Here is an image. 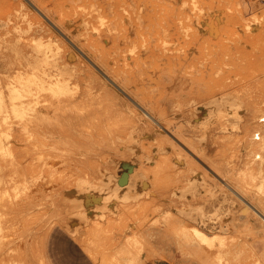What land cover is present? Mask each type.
Here are the masks:
<instances>
[{"label": "rangeland", "instance_id": "obj_1", "mask_svg": "<svg viewBox=\"0 0 264 264\" xmlns=\"http://www.w3.org/2000/svg\"><path fill=\"white\" fill-rule=\"evenodd\" d=\"M13 1L0 0V38L5 37L6 46L27 44L35 39L33 42L37 50L34 61H17L14 55H7L15 52L12 47L0 48V119L7 116L9 120L0 124V212L5 215L0 264H102L84 248L83 236L94 240L100 258L106 264H118L117 259L124 264H167L165 259L170 252L198 264H206L187 252L176 233V228L192 225L178 213L180 206L190 204V201L180 199L183 191L179 193L178 188L185 185L186 176L183 172L179 175V172L184 170L186 174L187 167L191 168L193 162V167L200 165L199 172L207 174L205 179L213 181L207 180L216 186L215 200L208 204L209 210L213 211L211 219L209 214L207 217L211 224L205 223L200 227L209 234H222L228 242L225 248L202 245L205 251L212 257L223 256L224 261H217L216 264H264V253L255 255L253 251L254 244L264 243V220L260 217L261 212L264 216V192L261 190L264 185V110L261 111L264 109V0ZM24 13H27V18ZM25 18L29 20L26 22ZM4 21L10 26L17 22L20 29H8ZM64 24L70 28L69 34L64 32ZM38 26H44V30ZM37 29H40L38 33ZM58 45L71 48L77 56L67 63L71 70L78 72L80 79L84 76L95 79L97 87L102 80L129 99L111 81V77L116 82L124 79L125 83L137 88L141 97L160 101L162 105L157 110V116L165 131L149 120L154 123L152 131L149 128L138 135L139 140H133L140 142L141 146L135 143V150L124 149L125 139H117L112 133L129 126L128 110L125 112L127 116L118 112L108 120L103 109L106 101L96 97L83 104L81 111L74 112L85 116L83 124L75 127L80 131L73 129L79 134L84 128L86 131L82 137L76 133L78 137H71L73 140L69 137L61 141L56 128L37 124L26 127L19 115L22 107L18 103L13 105L12 100H22L23 103L37 100L36 91L28 90V85L35 82L41 84L49 78L44 72L54 69L49 54ZM32 67L39 69L40 74L36 77L39 81L28 80L34 77ZM179 76L182 81H177ZM12 86L21 92L17 98L10 95ZM195 89L196 92L192 93ZM231 93L235 95L237 109H220L213 103L216 98ZM189 100L197 101L188 105ZM166 102L167 108L163 106ZM177 103L181 104V109L174 107ZM130 104L134 103L130 101ZM257 108L262 109L255 111ZM199 112H202L201 117ZM222 114L227 116V119H222L225 122L220 119ZM165 122L169 125L166 126ZM179 131L184 132L179 134ZM199 132L200 136L197 135ZM163 133L170 142L160 137ZM86 134L89 138L85 137ZM158 146L162 149L159 152L156 151ZM204 147L205 152L201 151L205 150ZM141 150L145 153H140ZM161 166L164 171L160 170ZM136 169L148 176L145 191L137 201L117 203L115 213L105 208L100 211L103 216L92 215L90 211L87 219L79 217L81 212L91 208L86 202L91 194V182L98 184L110 178L128 189V178L131 179V172ZM177 174L184 177L180 178ZM87 178L91 180L89 186L78 191L77 180ZM203 188L196 191L202 192ZM208 207L207 212L210 213ZM222 207L225 211L221 210ZM95 219H99L102 225H94ZM31 220L35 222L31 223ZM76 229L80 235H75L84 247L74 237ZM165 232L168 235L166 241ZM148 234L155 235V241H149ZM132 235L142 236L144 247L136 251V257L121 255V246ZM190 243L201 245L195 236Z\"/></svg>", "mask_w": 264, "mask_h": 264}, {"label": "bare ground", "instance_id": "obj_2", "mask_svg": "<svg viewBox=\"0 0 264 264\" xmlns=\"http://www.w3.org/2000/svg\"><path fill=\"white\" fill-rule=\"evenodd\" d=\"M13 1V0H12ZM169 1V0H168ZM2 2V1H1ZM14 2V1H13ZM25 2V1H24ZM29 2V0H28ZM37 2V1H36ZM40 2V0H39ZM143 2V1H142ZM165 2V1H164ZM177 2V1H175ZM196 2V1H195ZM31 3V2H29ZM161 3V2H160ZM249 3V2H248ZM3 4V3H1ZM38 4V2H37ZM136 4V3H135ZM176 4V3H174ZM179 4V3H177ZM176 4V5H177ZM181 4V3H180ZM192 4V3H191ZM41 6V4H40ZM145 6V4H144ZM178 6V5H177ZM35 7V6H34ZM42 7V6H41ZM172 7V6H171ZM2 8V7H1ZM22 8V6L20 7ZM133 8V11H134V7ZM136 8V7H135ZM215 8V7H214ZM28 9V8H27ZM176 9V8H175ZM205 9V8H204ZM203 9V11H204ZM208 9V8H207ZM15 10V9H14ZM39 10V9H37ZM47 10V8H46ZM153 10V9H152ZM210 10V9H208ZM149 11V10H148ZM154 11V10H153ZM202 12V9L200 10ZM258 11V10H257ZM10 12V11H9ZM12 12V11H11ZM15 12V11H14ZM136 12V11H135ZM219 12V11H218ZM39 13V12H38ZM41 15H44L42 12H40ZM47 13L49 14V11L47 10ZM143 13V12H142ZM141 13V14H142ZM5 14V13H4ZM27 13H24V17L27 18L26 16ZM206 14V12L204 13ZM220 14V13H219ZM253 14V13H252ZM6 15V14H5ZM52 15V14H51ZM50 15V17H51ZM3 16V15H2ZM40 16V15H39ZM142 16V15H141ZM23 17V18H24ZM46 17V16H45ZM44 17V18H45ZM158 17V16H157ZM220 17V16H218ZM4 18V17H3ZM8 18V16H7ZM26 20V22L29 20ZM55 18V17H54ZM207 18V17H206ZM215 18V17H214ZM217 18V17H216ZM223 18V17H222ZM5 19V18H4ZM9 19V18H8ZM48 19V17L46 18ZM57 19V18H56ZM212 19V18H211ZM220 19V18H219ZM24 20V21H25ZM8 21V20H7ZM7 21H4V23L7 24ZM44 21V20H43ZM145 21V20H144ZM222 21V20H221ZM23 22V21H22ZM57 22V21H56ZM199 22V21H198ZM205 22V20H204ZM208 22V20H207ZM218 22V21H217ZM220 22V21H219ZM218 22V23H219ZM29 23V22H28ZM26 23V25L28 24ZM38 23V22H36ZM46 23V22H45ZM48 23V22H47ZM46 23V24H47ZM52 23V22H50ZM143 23V21H142ZM221 24V22L219 23ZM258 24V23H257ZM5 25V24H4ZM8 26V29H12L13 31L14 30H19L20 29V24L15 22L13 25L8 23L7 24ZM23 25V24H22ZM30 25V24H29ZM28 25V26H29ZM36 25V24H35ZM39 25V23H38ZM52 25H54L52 23ZM140 25V24H139ZM27 26V27H28ZM49 26V24H48ZM47 26V27H48ZM56 26V25H55ZM64 32H70V28L64 24ZM209 26V25H208ZM7 27H4L5 29H7ZM30 27V26H29ZM28 27V29H29ZM32 27V26H31ZM37 27V25H36ZM39 27V26H38ZM53 27V26H52ZM134 27V26H133ZM132 27V28H133ZM210 27V26H209ZM214 27V26H213ZM247 27V26H246ZM250 27V26H248ZM3 28V27H2ZM3 28V29H4ZM24 28V27H23ZM39 28H44L43 27H39ZM51 28V27H50ZM131 28V29H132ZM27 29V31H28ZM56 29H57V26H56ZM136 29V28H135ZM134 29V30H135ZM209 29V28H208ZM211 29V28H210ZM254 29V28H253ZM38 30V29H37ZM40 30V29H39ZM36 31L37 33L39 32ZM44 30V29H43ZM59 30V28H58ZM204 30V29H203ZM216 30V29H215ZM31 31V29H30ZM29 31V32H30ZM133 31V30H131ZM182 31V30H181ZM185 31V30H184ZM209 31V30H208ZM207 31V32H208ZM41 32V31H40ZM56 32V31H55ZM61 32V31H60ZM216 33V31H215ZM58 34V33H57ZM62 34V33H61ZM69 34V33H68ZM219 34V33H218ZM76 36V33L74 34ZM135 35V34H134ZM217 35V34H216ZM165 36V35H164ZM65 37V35H64ZM216 38V36H214ZM62 38V37H61ZM132 38V37H131ZM130 38V39H131ZM169 39V38H168ZM35 39H31L29 41V43L27 44H13L12 46H6V40H5V37H1L0 38V48L4 46V48H7V47H12L15 52L12 54L10 53H7L8 57H10L11 55H14L16 57V59H18L17 61H34V57H35V52L37 50V45H35V43L33 42ZM144 41V40H143ZM63 42V41H62ZM133 42V41H132ZM48 43V42H47ZM68 43V42H66ZM176 44V43H175ZM51 45V44H50ZM70 45V44H69ZM135 45V44H134ZM56 46V45H55ZM172 47V46H170ZM78 48V46L76 47ZM26 50V51H25ZM40 51V50H39ZM81 51V50H80ZM194 51V50H193ZM171 52V51H170ZM85 53V52H84ZM172 53V52H171ZM121 56V55H120ZM119 56V57H120ZM165 56V55H164ZM79 57V56H78ZM49 58L51 61H53V65H54V69L53 70H49L48 72L45 71L44 74L48 75L49 78L48 79H45L42 81L41 84H38L37 82H35L34 84H29L28 86V90H35L36 92L34 94H36V97H37V100L33 101V102H25L23 103V101L21 100L20 102H16V100H12V104L15 105L18 103V105H20L22 107V111L20 112L21 114V121L24 123V125L26 127H30L32 125H42L43 126H48V127H52V128H56L58 133V137L60 138V140L62 141L63 139H67L70 137H73V139L75 138L74 136L76 135L77 136V132L80 131L78 130L77 131V127L76 126H79L80 124H83L84 122V119H85V116L83 115H77V113H74L75 111H81L82 110V105L83 104H86L87 102L90 101V99L92 98H99L101 100H104L106 101L105 104H103V109L104 110V113H105V116L106 118L109 120L110 118H113V115H116L118 112H122V113H125L127 110V112H129L127 118L129 120V126L127 127H122L120 129H118L116 132H113L112 133V136L113 137H116L117 139H125V141L123 142V144L125 143V148L124 149H128V150H135V143L133 140L136 139L137 137L139 138V134L141 133H144L145 131L149 130L150 128V131H152V129L154 128V126L151 124L150 121H154L155 122V126L156 124L158 125V127L160 126L161 128V131H165L164 127H163V124L161 122V120L159 119V116H157V110H160L161 109V105L162 103L159 101V102H156L154 100H151L145 96H142L141 97V94L137 91V88H135V86H131L129 85V83H125V80H121L120 82H116V79L112 78L111 77V81L116 84V86H118L119 89L122 90V92L127 96L129 97L130 101H132L134 104H130V101L128 98H125V96H121L117 90H114L111 85L107 84L106 82L102 81V80H99V87L96 86V83H95V79H87L86 77L87 76H84V77H79L78 72L76 73L75 70H71L69 68V65L67 63V61L71 60L72 58H77V56L75 55V53L71 50V48H68V47H65V46H60L58 45V47L53 50L50 54H49ZM79 59V58H78ZM165 59V58H164ZM80 60V59H79ZM122 60V59H121ZM131 60V59H130ZM140 60V59H139ZM12 61V60H11ZM49 61V60H48ZM141 61V60H140ZM83 62V61H82ZM21 64L23 62H20ZM71 63V62H70ZM144 63V62H143ZM79 64V63H78ZM82 64V63H81ZM94 64V63H93ZM26 65H29V64H26ZM114 65V64H113ZM145 65V64H144ZM143 67H146L147 66H144ZM31 66V65H30ZM80 66V65H79ZM87 66V65H86ZM132 66V65H131ZM150 66V65H149ZM148 66V67H149ZM114 67V66H113ZM137 67V66H135ZM90 68V67H89ZM139 68V67H138ZM166 68V67H165ZM87 69V68H86ZM143 70V69H141ZM140 70V71H141ZM44 71V70H43ZM85 71V70H84ZM164 71V70H163ZM193 71V70H192ZM139 72V71H138ZM166 73H168L166 70H165ZM85 73V72H84ZM142 73V72H140ZM181 73V72H180ZM32 74H33V78H28V80H34V81H39L38 78H36L39 74H40V71L38 68H34L32 67ZM170 74V73H168ZM153 75V74H152ZM174 74H172L173 76ZM110 76V75H109ZM139 77V76H138ZM148 78V77H147ZM180 76L178 77L177 81L181 80ZM110 79V78H109ZM174 79V78H173ZM184 79V78H183ZM86 81V83H84ZM182 81V80H181ZM131 82V81H130ZM163 83H165V80H162ZM185 82V81H183ZM187 82V81H186ZM180 84V82H179ZM185 84V83H184ZM183 84V85H184ZM188 84V83H186ZM35 85V86H33ZM175 85V83H174ZM174 88H176V86H174ZM84 86V87H83ZM139 86V85H138ZM178 86V85H177ZM187 86V85H186ZM36 87V88H35ZM181 87V86H180ZM168 88V87H167ZM173 88V89H174ZM196 88V87H195ZM171 89V88H170ZM185 89V88H184ZM10 90H11V93L10 95L17 98L18 96L17 95H21L18 91V89H16L14 86L10 87ZM177 90V89H176ZM239 90V89H238ZM241 90V88H240ZM153 91V90H152ZM243 91V90H242ZM38 92V93H37ZM159 92V91H158ZM196 92V89L195 91H193L192 93H195ZM234 92V91H233ZM237 92V91H236ZM235 92V93H236ZM123 94V95H124ZM238 94V93H237ZM195 95V94H194ZM251 96V95H250ZM20 97V96H19ZM237 98V96H236ZM240 100V98H239ZM197 101V100H196ZM196 101H192V100H189V103H187L188 105H190L192 102H196ZM212 101V100H211ZM236 100H235V95H233L232 93L231 94H228V95H222L220 96L219 98H216V100L213 101V103H215V105L217 107H219L220 109H224V108H229L231 111H233L234 109H237V106L235 104ZM192 103V104H193ZM242 103V102H241ZM168 102H166L163 106H165V108H167ZM179 106H178V105ZM174 107H179L180 108V105L179 103H177ZM196 104V103H194ZM193 104V105H194ZM198 104V103H197ZM96 105V104H94ZM132 105V106H131ZM192 105V106H193ZM201 105V104H200ZM243 105V103H242ZM124 106V107H122ZM191 106V107H192ZM203 106V105H202ZM212 106V105H211ZM216 106H213V107H216ZM259 106V105H258ZM138 107L139 110L141 109L142 110V113L136 108ZM206 107V106H205ZM204 107V109H205ZM212 107V108H213ZM260 107V106H259ZM164 108V110H165ZM203 108V107H202ZM209 108V107H208ZM264 108V107H263ZM85 109V108H84ZM122 109H125V110H122ZM131 109V110H129ZM181 109V108H180ZM211 109V108H210ZM215 109V108H214ZM258 109H262V108H257V110L255 111H258ZM168 110V109H166ZM165 110V111H166ZM176 110V109H174ZM195 110V108H194ZM207 110V108H206ZM264 109H262L261 111L263 112ZM180 111V110H179ZM196 111V110H195ZM193 111V112H195ZM199 111L200 108H199ZM214 111V110H213ZM216 111V114H217V109H215ZM219 112L221 110H218ZM226 111V109H225ZM255 111L253 113H255ZM260 111V110H259ZM260 111V112H261ZM206 112V111H204ZM209 112V111H208ZM211 112V110H210ZM237 112V111H236ZM240 112V109L238 111V113ZM261 112V113H262ZM197 113V112H196ZM202 113V112H201ZM200 112L198 113L199 116L201 114ZM214 113V112H213ZM221 113V112H220ZM238 113H235V114H238ZM264 113V112H263ZM121 114V113H120ZM207 114V113H206ZM241 114V113H240ZM189 115V114H188ZM205 115V114H204ZM203 115V116H204ZM221 115V114H219ZM223 115V114H222ZM260 115V114H259ZM121 116V115H119ZM197 116V115H195ZM198 116V117H199ZM217 116V115H216ZM258 116V115H257ZM256 116V117H257ZM262 116V114H261ZM7 116H3L2 119H0V124H4V123H8V119L6 118ZM183 117V115H182ZM181 117V118H182ZM201 117V116H200ZM214 117V115L212 116ZM219 117V116H218ZM227 119V116L223 115L222 118L220 117V119ZM238 116L236 115V118ZM115 118V117H114ZM207 119V117H204ZM209 118V117H208ZM215 118V117H214ZM260 118V117H259ZM124 119V118H123ZM126 119V118H125ZM180 119V118H179ZM187 118H185L186 120ZM197 119L198 121V118L196 117L195 120ZM202 119V118H201ZM211 119V118H210ZM257 119V118H256ZM116 120V119H115ZM150 120V121H149ZM181 120V119H180ZM195 120H194V123H195ZM200 120V119H199ZM220 120V122H221ZM253 120V119H252ZM262 120V119H260ZM126 121V120H125ZM196 121V122H197ZM202 121V120H201ZM224 121V120H222ZM228 121L229 118H228ZM255 121V119H254ZM116 122V121H114ZM178 122V121H177ZM189 122V120H188ZM192 121H190L189 123H191ZM212 122V121H211ZM225 122V121H224ZM231 122V121H230ZM199 123V122H198ZM197 123V124H198ZM202 123V122H200ZM199 123V124H200ZM204 123V121H203ZM222 123V122H221ZM234 123V122H233ZM231 123V124H233ZM117 124V123H116ZM168 124V123H167ZM187 124V123H186ZM209 124V123H208ZM229 125V126H232V125ZM234 124H237V123H234ZM165 125H166V122H165ZM169 125V124H168ZM166 125V126H168ZM189 126L191 124H188ZM194 125V124H193ZM45 126V127H46ZM109 126V125H108ZM210 126V125H209ZM216 125L213 124V127H215ZM222 126H223V123H222ZM228 125L224 127H229ZM1 127V126H0ZM76 127V128H75ZM212 128V125L210 126ZM217 127V126H216ZM75 128L74 131H77V132H74L73 129ZM209 128V129H211ZM230 128V127H229ZM163 129V130H162ZM216 129V128H214ZM160 130V129H159ZM84 128H83V133H79L80 136L81 135H85L84 133ZM203 131V130H202ZM209 131V130H208ZM157 132H158V129H157ZM157 132H155L157 134ZM184 132V131H183ZM183 132L179 131L178 133L179 134H182ZM204 132V131H203ZM213 132V130L211 131ZM77 133V134H76ZM160 133V131L158 132ZM201 132H199L197 135L200 136ZM205 133V132H204ZM216 133V131H215ZM78 134V135H79ZM161 134V133H160ZM166 134V132H165ZM170 134V133H169ZM173 134V132L171 133ZM195 134V133H194ZM203 134V133H202ZM209 133L207 132V135ZM214 134V133H213ZM238 134V133H237ZM151 136L153 134H150ZM167 135V134H166ZM164 135V133L160 136L158 134V136H160L162 139H165L166 141L168 140L167 136ZM174 135H175V132H174ZM173 135V136H174ZM212 135V133H211ZM3 136V135H2ZM141 136V135H140ZM157 136V137H158ZM82 137V136H81ZM87 138L88 135L86 134ZM143 137V136H142ZM153 138L154 135L152 136ZM156 137V138H157ZM210 137V134L209 136ZM212 137V136H211ZM244 137V135H243ZM137 138V139H138ZM152 138V140H153ZM171 138V137H170ZM2 139H4L2 137ZM71 139V140H73ZM84 139V138H83ZM82 139V140H83ZM148 139V138H147ZM172 139V138H171ZM184 139V137H183ZM195 139V138H193ZM207 139V138H206ZM205 139V140H206ZM212 139V138H210ZM59 140V139H58ZM81 140V138L79 139ZM139 140V139H138ZM149 140V139H148ZM182 140V139H181ZM154 142H156V140L154 139L153 140ZM170 142V139L168 140ZM197 141V140H196ZM59 142V141H58ZM75 142V141H74ZM80 142V141H79ZM78 142V143H79ZM181 142V141H180ZM179 142V143H180ZM207 143V141H205ZM3 143V142H2ZM1 143V145H2ZM61 143V142H60ZM65 143V142H64ZM67 143V142H66ZM87 143V142H86ZM139 145H140V142H137ZM136 143V144H137ZM166 143V142H164ZM173 143V142H172ZM80 144V143H79ZM82 144V143H81ZM85 144V143H84ZM88 144V143H87ZM167 144V143H166ZM177 144V143H176ZM66 145V144H65ZM138 145V146H139ZM150 145V144H149ZM181 145V144H180ZM141 146V145H140ZM139 146V147H140ZM160 146H164V145H160ZM158 146L159 149H156V151L158 150H162L161 147ZM199 146V144H198ZM205 146V145H204ZM6 147V146H5ZM151 147V146H150ZM153 147V146H152ZM156 147V146H154ZM153 147V148H154ZM166 147V146H165ZM172 147V146H171ZM176 147V146H175ZM201 147H203L201 145ZM142 148V147H141ZM185 148V147H184ZM205 148V147H204ZM145 149V148H144ZM195 150V149H194ZM145 153L144 150H141L140 153ZM164 151V150H163ZM203 152L206 151V148L205 150H201ZM2 152V151H1ZM159 152V151H158ZM161 152V151H160ZM152 153H153V150H152ZM196 153V151L194 152ZM201 153V152H200ZM208 153V152H206ZM187 154V153H186ZM185 155V154H184ZM2 156V155H1ZM148 156V155H147ZM187 156H189L187 154ZM207 157V155H206ZM210 157V156H209ZM1 158V157H0ZM200 158V157H199ZM263 158H261L262 160ZM192 160V159H191ZM201 160V159H200ZM206 160V159H205ZM264 160V159H263ZM207 161V160H206ZM210 160H208L209 162ZM191 162V161H190ZM204 162V161H203ZM195 164V162H193ZM190 165L191 163H189V165L191 166V168L187 167L189 169H187V172L190 174H192L193 177H188V174L186 172H184V170H182V168L180 170H178L179 172V175H183L182 172L184 173V175H186L184 177V183L185 185L182 186V183L180 186L182 187H179L178 190H179V193H181L180 191H183L181 193V197L180 196V199L181 200H186V201H190V204H184L182 206L179 207L178 209V213L179 215H181L183 218H185L186 221H189L191 222L190 224L192 225H182L181 227L179 228H176L177 230V234L179 236V240L182 242V245L183 247L187 250V252H190L192 256L194 257H197L199 258L200 260L204 261L206 264H216V262H223L224 259H223V256L220 254L218 255L217 257H212L210 253L206 252L205 251V248L202 246V245H205V246H208V247H216V246H221V247H227L228 245V242L225 238V236H223L222 234H209L207 233L205 230L201 229L200 225H203L205 223H209L211 224L209 221H207V217L210 215V218L211 219V214L213 215V211L211 212V210H209V207H208V204H210L211 202H213L215 200V188L216 186H212L211 184L213 183V181L209 180V182L211 181L212 183L210 184L206 179L205 177L207 176V174L204 175L202 174V172L200 173L199 172V169L200 168L198 165L193 167V164ZM39 164V163H38ZM208 164V163H207ZM213 164V163H212ZM161 165V164H160ZM163 165V164H162ZM165 165V163H164ZM163 165V166H164ZM197 165V164H196ZM133 166V165H132ZM138 166V165H137ZM210 166V165H208ZM207 166V167H208ZM215 166V165H214ZM37 167V166H36ZM39 167V166H38ZM129 167H127L128 169ZM205 168V167H204ZM213 168V166H212ZM216 168V167H215ZM162 169V166L160 168V170ZM210 169V168H209ZM102 170V169H101ZM104 170V169H103ZM129 170H132L129 168ZM133 170H134V167H133ZM164 171V167L162 169ZM168 170V168L166 169ZM205 170V169H204ZM207 170V169H206ZM36 171V170H35ZM38 171V170H37ZM104 171H107V170H104ZM186 171V169H185ZM109 172V171H108ZM117 172V171H116ZM123 172V171H122ZM131 172V171H130ZM177 172V173H178ZM206 172V171H205ZM132 174L130 175V178H128V180H130L129 182V186H128V189L127 188H124V186L120 183L117 182V180H114V179H110L108 178L107 180H103L101 182H99L98 184L96 183H92L90 179H79L77 180V185H76V189L78 191H83L87 188V186H89L88 184L90 183L91 184V190H90V196L86 199L87 201V204H90L89 206L91 207L90 210L87 209V212L83 211L80 213L79 217L81 218H86L87 219V216L90 215L89 212L91 211L92 215H99V216H103V213H101L100 211L102 209H105V208H109L111 209L114 213L117 211V203L119 202H130V201H137V199H139V197L141 196L142 193H144L145 191V184L147 183V175H145L143 172L141 171H134V172H131ZM148 174V173H147ZM210 174V173H209ZM178 175V174H177ZM180 178H183L181 176H179ZM217 175V174H216ZM212 176V175H211ZM218 176V175H217ZM246 176V175H245ZM253 177H255V174L252 175ZM244 177V176H243ZM242 177V178H243ZM249 177V176H248ZM180 178H178L179 180H181ZM211 178L214 179V177L212 176ZM220 178H222V175L220 176ZM224 178V177H223ZM222 178V179H223ZM177 179V180H178ZM218 179V178H217ZM225 179V178H224ZM223 179V180H224ZM241 179V178H240ZM239 179V180H240ZM248 179V178H247ZM215 180V179H214ZM238 180V179H237ZM250 180V178H249ZM253 180V179H252ZM1 181V180H0ZM183 181V180H182ZM242 181V180H240ZM36 182V181H35ZM43 182V181H42ZM217 183L218 180L216 181ZM225 182V180H224ZM1 183V182H0ZM222 183V182H221ZM219 183V184H221ZM128 184V183H127ZM246 184V183H245ZM95 185V186H94ZM222 185V184H221ZM123 186V187H122ZM230 186V185H229ZM151 187V186H150ZM184 187V189H183ZM205 189H204V188ZM225 187V186H224ZM183 190H182V189ZM204 191L202 192H198L196 191L197 189H201ZM218 189V188H217ZM41 190V188H40ZM263 192H264V185L261 189ZM177 192V191H176ZM177 194V193H176ZM178 195V194H177ZM26 197V196H25ZM42 197V196H41ZM243 198V197H242ZM224 200V199H223ZM226 200V199H225ZM224 200V201H225ZM187 202V203H188ZM22 203V202H21ZM224 203V202H223ZM246 203L250 206L251 203L247 202ZM25 204V203H24ZM35 204V203H34ZM98 204V205H97ZM97 205V206H96ZM110 205H113L110 207ZM191 207H188L190 206ZM207 205V206H206ZM224 204H222L223 206ZM2 206V205H1ZM30 206V205H29ZM210 206V205H209ZM264 206V205H262ZM208 207V211H210V213L207 212V208ZM219 207V205H218ZM217 208V207H216ZM210 209H213V208H210ZM215 209V208H214ZM223 209V207L221 208V210ZM22 210V209H21ZM24 210V209H23ZM27 210V209H25ZM24 210V211H25ZM36 210V209H35ZM34 210V211H35ZM216 210V209H215ZM224 210V209H223ZM225 211V210H224ZM99 212V213H98ZM216 212V211H215ZM218 212V211H217ZM259 212V211H258ZM219 213V212H218ZM223 213V212H222ZM228 213V211H227ZM260 213V212H259ZM171 214V213H169ZM168 214V215H169ZM209 214V215H208ZM221 214V213H220ZM260 214H263V213H260ZM20 215V214H18ZM224 215V214H222ZM107 216V215H106ZM173 216V215H172ZM219 216V215H216V217ZM26 217V216H25ZM92 217V216H91ZM214 217V216H212ZM264 217V216H263ZM4 218H5V215L4 213H1L0 212V242L2 240V232L4 230V227H3V224H4ZM27 218V217H26ZM32 218V217H31ZM29 218V219H31ZM79 218V219H81ZM161 218V217H160ZM169 218H172V217H169ZM222 218V217H221ZM224 218V217H223ZM166 219V218H165ZM215 219V217H214ZM82 220V219H81ZM162 220V219H161ZM87 221V220H86ZM92 221V220H91ZM160 221V220H159ZM27 222V221H25ZM33 221L31 220V223ZM35 222V221H34ZM33 222V223H34ZM96 222V223H95ZM95 224L96 226H101L102 224H100V220L99 219H95ZM167 222V220H166ZM216 222V221H215ZM30 223V224H31ZM92 223V222H91ZM194 223V224H193ZM26 224V223H24ZM28 225V224H27ZM171 225V224H170ZM173 225V224H172ZM229 225V224H228ZM85 226V225H84ZM212 226V225H211ZM33 227V226H32ZM25 228V227H24ZM99 228V227H97ZM168 228V226H167ZM28 229V228H27ZM31 227H29V231H30ZM104 230V229H103ZM173 230V229H172ZM97 231V230H96ZM100 231V230H99ZM95 232V231H94ZM101 232V231H100ZM28 233V232H27ZM74 233L76 234H79V230H75ZM96 233V232H95ZM139 234V233H138ZM26 234H23V236H25ZM98 235V233L96 234ZM142 235V234H141ZM12 236V235H11ZM21 236V235H20ZM19 236V238H21ZM89 236V235H88ZM193 236H195L196 238H198V240L200 241L201 245H193L192 243H190V241L193 239ZM214 236V237H213ZM142 236H136L135 235L131 238L128 239L127 243L124 244L121 249V255L122 254H126V255H133L134 257H136V251H139L140 248L144 247V243H143V239L144 238H141ZM27 238V237H26ZM18 239V238H17ZM15 239V240H17ZM82 241H83V244L85 246V248L87 249V251L91 254L92 257H95L96 259H99L98 261L101 262L102 264H106L105 260L103 258H100V255L98 253V247L95 245V243L93 242L94 240H92L91 238H86L85 236H83L82 238ZM94 239V238H93ZM96 239V238H95ZM216 239L219 240V242L217 241L216 242ZM99 240V239H97ZM197 240V239H196ZM5 241V240H4ZM24 241V240H23ZM26 241V240H25ZM24 241V242H25ZM179 241V242H180ZM16 242V241H15ZM14 242V243H15ZM27 242V241H26ZM25 242V243H26ZM96 242V240H95ZM198 242V241H197ZM24 243V244H25ZM97 243V242H96ZM101 243V242H100ZM13 244V241L12 243ZM98 244V243H97ZM147 244V243H146ZM99 245V244H98ZM10 246V244L8 245ZM27 246V245H26ZM151 246V245H150ZM7 247V246H6ZM5 247V248H6ZM100 248V247H99ZM7 249V248H6ZM183 249V250H185ZM221 249V248H220ZM148 250V249H147ZM151 250V248H150ZM102 251V250H100ZM143 251V250H142ZM119 252V250H118ZM154 252V251H153ZM26 253H27V249H26ZM117 253V252H116ZM120 253V252H119ZM118 253V254H119ZM141 253V252H140ZM144 253V251H143ZM139 254V253H138ZM219 254V253H218ZM28 254H26L27 256ZM120 255V254H119ZM216 255V254H215ZM108 256V255H107ZM105 256V257H107ZM115 256V254H114ZM118 256V255H117ZM138 256V255H137ZM121 257V256H120ZM27 260H28V257H26ZM108 258V257H107ZM115 258V257H114ZM213 258V259H212ZM106 259V258H105ZM129 259V258H128ZM131 260V259H130ZM138 260V258H137ZM118 262V264H124L121 259H117L116 260ZM139 261V260H138ZM29 262V261H28ZM109 262V260H108ZM114 262V261H113ZM130 263V261L128 262ZM137 263V262H136ZM141 263V262H140ZM225 263V262H224ZM17 264H26L25 262H19ZM114 264V263H112ZM117 264V263H116ZM131 264V263H130ZM135 264V263H134ZM259 264V263H258Z\"/></svg>", "mask_w": 264, "mask_h": 264}, {"label": "crops", "instance_id": "obj_3", "mask_svg": "<svg viewBox=\"0 0 264 264\" xmlns=\"http://www.w3.org/2000/svg\"><path fill=\"white\" fill-rule=\"evenodd\" d=\"M263 213V212H261ZM260 217L264 220V217L260 214ZM80 235V234H78ZM149 235V241H151L153 239V241H155V235ZM133 236V235H132ZM74 237H76V239H78V241L81 243V241L79 240L78 236L75 235L74 233ZM151 237V238H150ZM168 237V235L164 234V240L166 241V238ZM81 245L83 246V244L81 243ZM84 247V246H83ZM85 248V247H84ZM86 249V248H85ZM87 250V249H86ZM253 251L254 254L256 255L257 253H264V243H257L253 245ZM88 252V251H87ZM89 253V252H88ZM90 254V253H89ZM91 255V254H90ZM94 258V257H93ZM95 259V258H94ZM96 260V259H95ZM166 261H168L167 264H198V262L188 259V258H184V257H180L177 255H173V252H170V256H167V259H165ZM155 264H164L163 262H156Z\"/></svg>", "mask_w": 264, "mask_h": 264}]
</instances>
